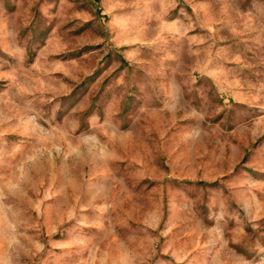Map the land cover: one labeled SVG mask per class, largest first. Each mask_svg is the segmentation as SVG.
Returning a JSON list of instances; mask_svg holds the SVG:
<instances>
[{"label":"rangeland","instance_id":"1","mask_svg":"<svg viewBox=\"0 0 264 264\" xmlns=\"http://www.w3.org/2000/svg\"><path fill=\"white\" fill-rule=\"evenodd\" d=\"M0 264H264V0H0Z\"/></svg>","mask_w":264,"mask_h":264}]
</instances>
